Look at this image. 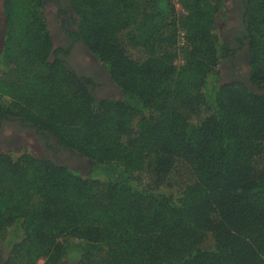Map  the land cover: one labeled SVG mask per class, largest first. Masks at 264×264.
I'll list each match as a JSON object with an SVG mask.
<instances>
[{"label": "trees", "instance_id": "obj_1", "mask_svg": "<svg viewBox=\"0 0 264 264\" xmlns=\"http://www.w3.org/2000/svg\"><path fill=\"white\" fill-rule=\"evenodd\" d=\"M225 2L71 0L120 93L97 99L51 55L43 0H4L0 120L89 169L0 151L1 264H264V0H245L231 41L215 31ZM239 52L244 80L222 84Z\"/></svg>", "mask_w": 264, "mask_h": 264}, {"label": "flooded vegetation", "instance_id": "obj_2", "mask_svg": "<svg viewBox=\"0 0 264 264\" xmlns=\"http://www.w3.org/2000/svg\"><path fill=\"white\" fill-rule=\"evenodd\" d=\"M43 2L44 16L53 41L51 55L58 48L64 50L65 52L62 54L65 56L64 60L67 66L79 76L91 77L93 79V86L90 85V87L95 98L114 97L117 88L111 82L107 72L89 51L85 50V44L75 37L78 29L79 16L73 10L71 0H43ZM226 2L229 4L228 8L232 27L226 30L225 35L228 38L227 40L231 41L232 37H236L244 26L246 2L245 0H226ZM4 33V0H0V50L3 44ZM66 49H69L68 52ZM93 60L96 64L91 62ZM243 63L244 53L239 52L237 53L234 64L242 65ZM237 67L239 66H235L231 71L227 70L228 77H231L230 75L233 73L237 74ZM224 68H227L226 64L222 65V69ZM6 129H10L11 133H7ZM24 137H30L32 139L37 149L36 153L27 147L28 144L22 140ZM15 144L17 146L13 148ZM21 147H26L36 156H46L51 159H56V161H64L70 166L74 162L78 163L83 160V157L77 152L61 149L58 140L53 135L47 132L44 134L38 132L32 125L26 123L20 117H5L1 119L0 151H17ZM1 261L2 258L0 256V264Z\"/></svg>", "mask_w": 264, "mask_h": 264}, {"label": "rangeland", "instance_id": "obj_3", "mask_svg": "<svg viewBox=\"0 0 264 264\" xmlns=\"http://www.w3.org/2000/svg\"><path fill=\"white\" fill-rule=\"evenodd\" d=\"M176 6H177V9L180 11L179 5L176 4ZM228 7H229V4L227 2H225V10H226V11L224 10L225 17L223 19H221L218 23L215 24V31H216V33L218 35H220V37L222 39L225 38V32H226V30L227 29H230L232 27V21H231L230 15H229V8ZM242 29L243 28H241V31H242ZM232 39H233V37H232ZM233 46H235V44H233ZM85 50H87L86 46H85ZM91 62L94 63V64H96L94 62V60L91 61ZM224 63H225V61L220 64V67H222V65H224ZM238 66L239 67H237V77H235V78H237L239 80H244V73L247 70V66H246L245 63H243L242 65H238ZM232 76L231 77H228L226 74L225 75L224 74H220V81H221V83L222 84L227 83L228 80H231V78H233ZM114 96H117V97L120 96V93H119L118 90L116 91V94H114ZM6 132L7 133H11V130L10 129H6ZM22 140H24V142H26L28 144L27 147L31 151H33V152L36 153L37 149H36V147H35L32 139H30V137L29 138L24 137ZM16 146L17 145L15 144V146L13 148H16ZM69 164H71V163L69 162ZM71 166H74L75 168L78 167L81 172L87 173V171L89 169V161L87 159H84L83 158V160L81 162H78V163L77 162H74V163H72ZM6 253H7V251H5L4 249L0 250V256H1V258H4L6 256ZM61 264H73V263L68 262V261H64Z\"/></svg>", "mask_w": 264, "mask_h": 264}]
</instances>
